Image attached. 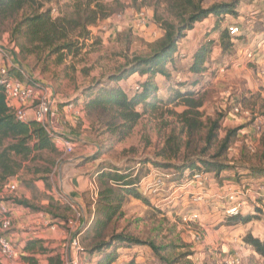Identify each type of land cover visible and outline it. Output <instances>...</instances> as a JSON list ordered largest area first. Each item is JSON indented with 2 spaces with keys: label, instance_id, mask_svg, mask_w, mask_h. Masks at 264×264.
Masks as SVG:
<instances>
[{
  "label": "trees",
  "instance_id": "trees-1",
  "mask_svg": "<svg viewBox=\"0 0 264 264\" xmlns=\"http://www.w3.org/2000/svg\"><path fill=\"white\" fill-rule=\"evenodd\" d=\"M150 1L147 4L152 6V15L162 31L161 36L151 45L149 53L133 55L115 72L106 75V79H98L82 88L80 96L76 99V101L82 99L81 104L90 121L93 134L97 138L98 136L114 137L111 143L115 144L126 139L141 117L154 111L159 107V104L169 105L181 102L184 105L181 112L176 113L170 110L171 113L177 115L178 127L171 128L156 154L157 157H162L165 161L158 162L144 158L139 161V166L151 164L171 170L170 180L176 183L190 178L195 170L205 171L211 178L210 181L219 183L223 171H232L236 180L225 175L224 177L227 178L224 180L228 182L224 184L225 186L234 184L235 186L232 185V187L235 189L242 186L249 187L252 183L257 186L260 181H264V138L260 142L259 165L252 164L239 168L237 165L219 160L226 155L233 144L238 128L227 129L223 138L219 140L218 132L225 117L224 113L219 112L215 117H207L206 120H203V114L199 111L202 100L197 97V92L188 88L182 91L180 88L170 86V95L164 100H158L157 94L160 88L154 81L157 76L164 79L171 78V72L167 65L174 64L181 39L186 36L187 31L194 28L196 23L202 22L210 16L216 18L212 30L219 33L218 39L209 38L192 53L188 66L189 72L201 74L207 69L206 65L209 63L213 46L218 45L221 54L233 49L234 36L238 33L230 34L226 26H221L219 19L228 14L237 17V6L240 0L215 2L206 6L203 5V0ZM108 5L110 4L102 0H72V3L67 5L68 11L59 9L58 13L53 15V7H45L41 0H0V26L5 27L9 42L18 50V52H14L18 62L28 57H34L37 60L44 58L45 60L51 55H55L57 61L61 62L65 55H75L80 51L79 38H88L87 28L89 25L106 18L110 11H114L111 5ZM160 5H163L162 12L158 9ZM74 33L76 34L72 35ZM9 73L17 79L23 80L21 72L15 67H11ZM134 74L145 78L141 82L138 81L131 92H127L120 82ZM197 83L193 82L192 85L195 86ZM203 129L205 130L204 134L198 136L194 141L195 133H199ZM184 137L185 141H183ZM199 142L203 144L198 148ZM99 143L101 150H108L106 142L99 141ZM112 144L109 146L111 147ZM183 146L187 151L179 158ZM213 147H216V152L209 154ZM59 152L53 135L48 132L45 126L34 119L21 122L14 117L7 106L3 88L0 85V193L11 177L19 176L24 172L33 173L36 176L33 180L21 177V182L25 185L30 186L36 181L48 180L47 177L56 164ZM243 154L245 155L244 152ZM96 157L98 154L88 158L87 161ZM174 158H178V160L172 162L171 159ZM39 160L45 161V164H36ZM108 168L110 170H101L96 177L98 191L93 209L91 202L87 204L90 209L89 217L92 213V221L88 225L87 231L92 236L88 245L86 244L81 252L87 257L83 260L84 262L80 261L79 264H113L118 259L120 248L133 246L148 247L160 264H194L189 259L190 251L173 257L175 249L178 247L183 249L185 246L179 245L182 241L179 235L171 238L169 243L164 245L156 243L153 237L140 238L125 232L124 229L116 230L115 224L123 216L122 203L125 196L130 195L146 204L150 203L149 197L142 194L137 187L141 177L149 170L141 174L139 167L132 170L118 169L109 165ZM240 175H245L241 177L245 179L240 181ZM231 181L235 183L231 184ZM46 186L50 187L49 184ZM9 199L0 198V201H9ZM257 201L260 202V198L255 200V202ZM12 202L24 208H36L27 199L13 198ZM53 202L58 207L64 205V215L55 213L57 208H51ZM59 204H61L59 200L56 201L52 197L45 208V213L53 218H60L59 220L66 225L71 219L68 212L73 210L69 204ZM255 207L264 210L259 205ZM243 208L234 216L225 214L222 222L226 225H237L240 222H249L252 215H260L257 208H254L253 213H244ZM6 236L8 238V233ZM243 241L264 259V236L261 238L253 236L251 231L247 230ZM23 249L30 253H33L34 250L42 252L48 250L39 239L26 240ZM22 257L27 259L30 264H37L32 254ZM183 258L186 260L182 261ZM47 261L48 264H63L60 254L48 256ZM127 264H133L132 260Z\"/></svg>",
  "mask_w": 264,
  "mask_h": 264
},
{
  "label": "rangeland",
  "instance_id": "rangeland-1",
  "mask_svg": "<svg viewBox=\"0 0 264 264\" xmlns=\"http://www.w3.org/2000/svg\"><path fill=\"white\" fill-rule=\"evenodd\" d=\"M41 1L45 7H53V15H56L59 9L68 11L67 5L72 3V0ZM102 1L110 4L114 11H110L106 18L98 20L93 25H89L87 28L89 32L88 38H79L80 51L75 55H65L61 62L57 61L58 59L55 55H51L45 60L44 58L37 60L34 57H28L18 62L14 54V52L16 53L18 50L9 42L8 33L5 32L4 26H0V47L7 56L15 61L13 64L24 71V75L21 73L23 80H27L31 76L38 82L50 84L54 87L55 91L57 90L60 96L59 98L64 100L70 95L76 94L78 90L81 91L82 88L92 84L94 81L106 79V75L115 72L118 67L126 63L127 59H130L133 55L148 54L151 50V45L161 36L162 30L152 15L153 8L147 4L151 2L150 0ZM230 1L232 0H203V5L206 6L215 2ZM162 8L163 5L158 7L159 10ZM141 10H143L146 19V24L142 28L135 26L134 23L135 15ZM237 14H239L238 18L228 14L219 19L222 27L226 26V28H228L230 25L239 27L238 34L234 36L233 49H229L226 53L221 54L219 46H213L212 53L209 57V63L206 65L208 66L207 69L201 74L189 72L188 66L191 62L192 53L202 42H207L209 38L218 39L219 33L212 30V25L216 21V18L210 16L208 19L196 23L194 28L186 32V36L181 39L179 43V52L175 55L174 64L171 65L169 63L167 65L168 70L171 72V78L164 79L163 77L157 76L154 78V81L160 88L157 94L158 100H164L170 95V86L172 88H180L182 91L188 88L197 92V97L202 100V106L199 107V111L203 114V120H206L207 117L213 118L219 112L224 113L225 117L221 123V129L218 132V139L220 140L223 138L227 129L238 128V131L226 155L219 160H224L230 164L237 165L239 168H243L252 164H260V142L261 139L264 138V71H262L264 70V0H240L237 6ZM104 25L106 28H103ZM98 26L99 28H97ZM75 34L76 33L72 35ZM245 47L251 49H247L244 53L241 52V54L238 53L239 50ZM247 53H250L251 57H248ZM7 56L2 54L3 59H6ZM233 56H238L241 61L239 62L238 60L237 62L236 60V62L231 63V60L234 59ZM8 68L10 69L11 67ZM144 78V76L135 75L129 82L121 81L120 84H122V87L127 92H131L134 85L138 81H143ZM193 82L198 83L193 86ZM183 109L184 105H182L181 102L169 105L159 104V107L154 111L148 112L141 117L132 133L126 139L120 141V143H116L112 148H110L109 144H112L111 142L114 137L98 136L97 138V136L93 134L90 121L85 115L89 122V128L86 130L89 136H91V140L95 139V141L99 140L100 142L107 143L106 147L108 148V152L102 153L106 154L108 158L105 161L107 165L110 164L118 169L132 170L134 167H139L141 169L139 170L141 174H144L150 169L156 170V172H163L160 170L163 168L159 166L152 165V168H150L143 165L139 166L138 164L139 161L144 158L157 160L158 162L165 161L162 157L156 156L157 151L162 147L164 138L171 128L178 127L176 113L181 112ZM170 110L176 113H171ZM204 132L205 130L203 129L201 132L195 133L196 136L193 137V140L196 141L198 136L203 135ZM183 141H185V137ZM202 144L203 143L199 142L198 148ZM90 147V151L85 154L86 157L80 160L81 163H85L88 157L92 155L88 154L93 151L95 147ZM104 150L106 149H103V152H105ZM59 151L56 164L47 177L48 180L36 181L30 186L25 185L21 182V177H25L27 180H33L36 176L33 173L27 174L24 172L17 177L18 185L15 191H10L6 188L3 189L0 193V198L10 199L9 201H0V203L11 208L12 213V209L17 206L12 202L13 198L27 199L36 207L35 209H37L28 208L30 211L46 214L45 208H47L49 200L52 197L54 198L53 195L48 193V191L51 192V188L46 185L49 184L52 186L53 182L56 191H58L57 176L59 170L62 175L70 174L72 170V165H69L64 173V165L69 161L64 163H62V161L72 159L74 154L78 152L74 150L72 153H64L60 148ZM186 151L187 149L183 146L179 158ZM215 152L216 147H213L209 154H214ZM45 155L50 156L48 153H45ZM177 160L178 158L171 159L172 162H176ZM93 161L85 165L83 169L85 171H81L84 175H86L87 172L90 173L97 165L100 166V163ZM36 164L44 165L45 161L39 160ZM224 175H228L233 180L235 179L232 171H226ZM243 176L245 175H240V181L245 179L241 178ZM220 178L219 183L213 180L210 181L211 178L206 181L201 191L202 194L206 195L203 196L204 199L201 201L200 205L194 203L193 197L195 195H192L190 192L191 190L179 195L178 192L181 191L179 189L175 194H172L171 198H166L165 196L169 195L172 189L165 188L163 191L151 194L152 197L149 198V204L130 195L125 196L122 203L123 216L117 220L115 224L116 230L124 229L125 232L140 238L153 237L156 243L164 245L168 244L171 238H175L179 235L182 240L179 245L185 246L183 249L182 247L175 249L173 257L182 252L190 251L191 254L189 255V259L194 264H215L222 256H226V253L232 251L238 252L237 257L241 259L242 264H264V259L257 255L254 250L249 248V246L245 247L246 244L242 245L240 243L241 239L238 240V242H234L233 246L229 244L230 248L226 247L227 251L225 254L223 252L220 253L221 245L217 243H214L215 245L211 244L209 248L211 249L210 251L206 248L204 252H202L204 254V256L202 255L203 257L199 255L200 252L193 251L194 249L192 250L190 248L194 242H200L201 244L203 242L207 232L202 226L204 221L202 215L205 216V213H215L213 217L208 218L205 216L207 225L205 226L208 227V231L227 226V233H229L228 230L231 226L234 227L231 231H241L245 227V223L241 222L237 225H226L222 222L225 214L222 212L217 194L212 193L213 190L220 191V188L222 189L224 184L228 183L227 180H224L227 177ZM14 180L15 179H11L10 181ZM165 181L169 182L166 187H169V185L173 183L169 178L165 179ZM37 183L40 185L38 186ZM230 183L232 184L235 182L231 181ZM232 185L235 186L234 184ZM249 187L252 193L256 188V184L252 183ZM85 191V193H87V199L90 197L88 200L86 199V206L83 210L85 220L83 221L79 218V222L77 221L78 225L84 222L82 228H79L80 230L77 229V226L74 227L75 230L77 229L75 234L78 233L82 248H85L86 244L88 245L90 237L92 236L91 233L87 231V227L92 221V213L89 217L90 209L87 204L88 202H93L91 200V195L94 192V187L88 188ZM89 193L91 194L90 196ZM25 196H28V198ZM181 196L185 198V201H183V199L181 200ZM60 198L61 197H59V199ZM93 198H95L94 195ZM246 201V204L242 207L253 208V205L257 206L255 198L252 195H250L249 199ZM54 203L55 202H53L51 208H57L55 213L64 215V205L59 204L61 206L58 207L55 205L56 203ZM63 203L69 204L67 201H63ZM218 204L220 208H218ZM258 205H260V202H258ZM255 208H257V212L260 214L257 216L259 219H254L253 223L252 221L250 223L257 227L256 231L260 233L262 228H264V210H260L258 207ZM181 210L184 212L197 211L201 217L200 221L192 222L188 226L183 225L175 214V212H180ZM249 212L250 211L247 213ZM68 215L71 219H74L75 211L68 212ZM15 230L16 229L11 225L7 233ZM195 234H198V240H196ZM238 237H241V233ZM20 240V243L12 241V244L16 248V256L13 259H6L0 255V264H30V262L21 255L22 251H24L23 246L26 240L25 242L23 239ZM65 241L66 239L64 242ZM64 245L65 243L63 247ZM64 248L66 249V245ZM48 250L52 251L54 249L48 248ZM136 251L124 252L123 250H119V260L122 262L132 260L130 257ZM32 254H34L37 264H43L45 260V256H43L44 252L35 251ZM83 260L84 259L80 258V261ZM184 260L186 259L183 258L182 261ZM153 264L159 263L155 262Z\"/></svg>",
  "mask_w": 264,
  "mask_h": 264
},
{
  "label": "crops",
  "instance_id": "crops-1",
  "mask_svg": "<svg viewBox=\"0 0 264 264\" xmlns=\"http://www.w3.org/2000/svg\"><path fill=\"white\" fill-rule=\"evenodd\" d=\"M238 16H239V14L237 15V18H238ZM208 18H206V19H208ZM97 28H99V26ZM103 28H106V26L104 25ZM118 29H119V27H118ZM233 47H234V44H233ZM247 49H251V48L245 47V48L239 50L238 53H240V54H241V52L244 53ZM5 56H7V54ZM233 58L234 59L231 60V63L236 62V60H237V62H238V60H239V62L241 61V59L238 56H233ZM13 62H15V61L12 60L11 57L7 56L6 59H3L2 55H0V65H3L4 63H6L7 67H12V65H14ZM262 71H264V70H262ZM135 75L138 76L139 74H134L123 82H127V81L129 82V80L131 78L135 77ZM121 86H122V84H121ZM56 93H57V90H56ZM79 93H80V90H78V92L76 94L70 95L68 98H65L64 100L60 99L59 98L60 96L57 93V96L59 98V103L54 108L55 110H52L51 114L47 117V127L50 130H53L54 132H56L58 134H62L64 136L71 138L75 144L74 150L78 151L74 154L72 159L62 161V163L69 161L68 163H66L64 165V173H65V169L69 165L70 166L72 165L71 173L62 175V173L59 170L58 176H57L58 191H56V187H55L54 183L52 182V186L49 185L50 186L49 188H51L50 189L51 192L48 191V193L54 196V198H53L54 200H56V201L59 200V202L61 204H63V201L64 202L67 201V203H69V205H75L81 211V213H82L81 219L84 221L85 217L83 216V213H84L83 210L86 206L87 200L90 198V197H88V199H87V193H85L86 192L85 190H87L88 188L94 187V189H96L98 191V185H97V180H96L97 178L96 177L101 170H110L108 168L110 164L107 165V163H105V161L108 158L106 157V154H102V153H107L108 150H104L105 152H103V149L101 150V148H100L99 140L98 141H95V139L91 140L90 139L91 136H89V134L87 133L88 131L86 129L89 128V122L86 119L85 111H84L83 106L81 104L82 99H79L76 101V99L80 96ZM115 144H112L110 148H112ZM90 146H94L95 148L93 151H91L88 154V155L92 154L88 158L94 156L95 154H98V157H96L94 159H90L89 161H87L88 160L87 159L85 161L86 164L81 163L80 160L83 159L84 157H86L85 154H87L88 151H90L89 150V149H91ZM79 151H81V152H79ZM95 159H99V160H95ZM91 161L96 162V163H100V166L97 165L96 167H94V169L90 173L87 172L86 175H84V173L81 171H85V170H83L85 165H87ZM138 165H140V163ZM147 166L152 168L151 164H147ZM160 170H162V171L164 170L163 173H171V170H166V169H160ZM155 171L156 170L150 169L148 171V173L145 174L144 176H142L140 181L137 183V187H139V190L141 191L142 194H144V187H145L146 181L151 180V178L153 176V172H155ZM224 173H226V171H223L221 173L220 177H224L225 176ZM228 175H231V174H228ZM17 177L18 176H14V177H11V179H15L14 181L18 185ZM37 185L39 186L40 184L37 183ZM212 193L218 194L219 191L213 190ZM93 194H94V192H93ZM93 194L91 195L89 193V196L91 195V200L93 201V202H91V208L92 209L94 207V202H95V199L97 197V194H96L95 198H93ZM145 196H147L149 198L152 197L151 194H145ZM25 197L28 198V196H25ZM59 197H61V198L59 199ZM182 199H183V201H185L184 200L185 198L182 197L181 200ZM256 205H258V201L256 202ZM253 206H254L253 208H251V207L250 208H247V207L244 208L243 212L247 213L248 211H250L249 213H253L255 205H253ZM218 208H220L219 204H218ZM216 209H217V206H216ZM214 210H215V208H214ZM12 211H13L12 212V227H14L16 230L8 233V239L11 242L14 241L17 243L21 242L20 239H23L24 242H25V240H28V239H39V240H41V244L45 248L54 249L52 251L47 250L44 252L43 256H45V260H44L43 264H48L47 257L54 255V254H60L62 261H63L64 256L68 255V245H66L67 240L70 239V236L72 234H74L77 231V229H79L80 227L82 228L83 223H84V222H82L81 224L78 225V223H77L78 220H77L76 221L77 229L75 230V228H74L73 230H70V228H68L63 221L56 219V218H53L48 214H44L41 212L36 213V212L30 211L28 208H24V207H21L18 205L15 208H13ZM203 211H205V210H203ZM177 213L178 212H175V214H177ZM205 214H206L205 216L208 218L213 217V215H215V213H210V214L205 213ZM202 216L204 218L202 226L204 227V229L207 232L204 236L202 244L200 242H198V243L194 242L193 245L190 246V248L192 250L194 249L193 251L200 252L201 254L199 253V255L201 257L204 256V254L202 252H204V250L206 248H208L207 250L210 251L211 249H209V248H210L211 244H214V243L221 245L220 253L223 252L224 254L227 251L226 247L230 248L229 244L231 246H233L234 242H238V240H240V239H241L240 243L242 245H245V243L243 241V236L247 230H250L251 234L253 236H256L259 238L264 236V228H262L261 232L259 233L256 231L257 227L253 226V224L250 223L251 221L253 223L254 219H257V220L259 219L255 215H252L251 220L249 222L245 223V225H244L245 227L241 231L240 230L239 231H231L234 229V227L231 226L228 230L230 234L227 233V228H226L227 226H224V228L219 227L215 230L208 231V229H207L208 227H206L207 225L205 222V216L204 215H202ZM200 219H201V217H200ZM48 224L53 225V226L48 227L47 226ZM235 227H237V226H235ZM71 232H72V234H71ZM240 233H241V237L239 238L238 235ZM13 239H15V240H13ZM65 239H66V241L64 242ZM64 243L66 245V249L64 248L65 245L63 247ZM248 246L249 245H247V244L245 245V247H248ZM249 248L252 249L251 246H249ZM119 250H123L124 252L125 251H136V250H138V251L134 252L132 254V256L130 257V259H132L133 264H153L155 262H158L153 257L151 250L146 246H133V247H128V248H120ZM35 251H38V250H34V252ZM40 252H42V251H40ZM26 253L32 254L29 251H22L21 255H27ZM237 253L238 252H236V251L226 253L225 254L226 256H222L220 258V260L224 259V258L233 257V256L237 255ZM32 255H34V254H32ZM80 258L85 259L86 255L81 254ZM127 261L130 262L131 260H127ZM127 261L126 262L120 261L119 256H118L117 261H115L113 264H127L128 263ZM219 261H217L215 264H217ZM158 263L160 264V262H158Z\"/></svg>",
  "mask_w": 264,
  "mask_h": 264
},
{
  "label": "built area",
  "instance_id": "built-area-1",
  "mask_svg": "<svg viewBox=\"0 0 264 264\" xmlns=\"http://www.w3.org/2000/svg\"><path fill=\"white\" fill-rule=\"evenodd\" d=\"M120 17V15H119ZM135 26L140 28L144 27L146 24V19L143 10L138 12L135 15ZM230 34H237L239 28L236 25H230L228 27ZM6 55L4 50L0 47V55ZM248 57H251L250 53H247ZM18 69L23 75L24 71L20 69L17 65H12ZM27 73V72H26ZM0 85L3 88V93L7 106L12 111L14 117L21 122H26L28 119H34L43 126L46 127L49 133L53 135L54 142L64 153H72L75 149V144L73 140L62 134H58L53 130H50L47 127V117L51 114L52 110L59 103V98L54 87L50 84H45L42 82L36 81L33 77L30 76L27 80H20L12 76L9 73V68L6 64L0 65ZM137 88V87H136ZM169 177L168 173L163 172H153L151 180L146 181L144 187L145 194H155L166 189H172V192L165 196L166 198H171L172 194H175L177 190L181 195L183 192H190L193 197V201L196 205H200L201 201L204 199L202 194V189L206 181L209 179L208 173L202 170H195L192 172V176L187 178L179 183L173 182L166 187L169 182L165 181ZM8 180L6 184V189L10 191H15L17 184L15 181ZM171 181V180H170ZM209 183V181H208ZM229 186H223L220 188L219 193L217 194V199L220 203L222 212L226 215L234 216L239 213L240 209L250 195L254 196L255 200L260 198V205L264 208V181H260L254 192L251 193L250 187L242 186L239 189H235ZM97 190L94 189V196H96ZM182 197V196H181ZM207 202V200L205 199ZM72 210L75 211V218L70 219L66 226L73 230L76 226V221L81 218V211L74 205H70ZM179 221L183 225L188 226L192 222L200 221V215L197 211L184 212L181 210L176 214ZM12 225V213L11 208H8L7 205L0 203V255L6 259H13L16 256V248L12 242L7 238L6 234L9 228ZM52 227L53 225H47ZM196 240L199 239L198 234H195ZM68 245V255L64 256L63 264H79L80 255L82 254V246L77 234H72L70 239L67 240ZM241 259L237 255L229 257L227 259H221L217 264H241Z\"/></svg>",
  "mask_w": 264,
  "mask_h": 264
}]
</instances>
